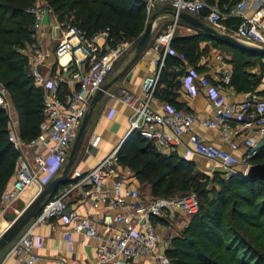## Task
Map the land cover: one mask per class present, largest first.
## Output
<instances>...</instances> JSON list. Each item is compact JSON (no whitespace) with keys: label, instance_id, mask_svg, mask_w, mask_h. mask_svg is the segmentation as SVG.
Here are the masks:
<instances>
[{"label":"built area","instance_id":"1","mask_svg":"<svg viewBox=\"0 0 264 264\" xmlns=\"http://www.w3.org/2000/svg\"><path fill=\"white\" fill-rule=\"evenodd\" d=\"M143 1L147 17L156 5L160 4L171 8L174 21L155 36L148 49L153 69L143 79L141 96L122 89L111 95L122 96L123 102L131 107L127 132H140L143 137L153 139L160 148H172L180 143L181 137L187 136V155L195 154L222 167L225 172L221 175L225 178L236 173V168L244 169L245 173L251 159L259 151L258 142H264V100L250 93L236 105L230 104L225 96L211 85L208 77L189 70L193 78L200 80L201 86L207 90V95L217 110L213 119H200L203 127L220 128L222 137L231 147L236 145L226 138V134L229 133L227 123L230 115H235L243 128L254 130V136L244 140L247 150L242 158H237L229 150L206 142L192 132L190 124L193 116L190 114L169 103H165L161 111L157 112L152 109L151 103L165 59L175 54L171 48V41L179 13L185 12L196 17L207 9L204 17L212 25H219L227 15H238L241 18L240 23L227 34L243 43L264 48V0H243L229 13L221 12L215 5L207 4L205 0ZM247 7L251 10L250 14L244 12ZM29 12L35 18L33 30L40 29L43 10L34 5ZM56 29L60 30V37L55 48V56L58 59L68 58L60 67L63 72H69V76L58 77L56 81L44 80L38 66L44 65L47 54L39 47L34 50L29 74L34 85L46 89L42 94L45 119L40 124L39 134L31 140L24 141L9 134V141L21 151V154L28 153L33 148L36 152L32 155L31 161L25 158L17 160L11 187L0 197L1 213L24 194L30 193V201L61 173V166L67 162L68 151L83 117L89 111L92 98L104 85L115 62L127 46L125 42L114 47L109 46L107 41L108 46L98 43L99 37L107 39L106 31L88 37L86 32L76 25L69 24L62 28L58 25ZM222 82L226 85L230 83V75L226 71L222 74ZM63 83L73 87V90L61 98L58 95V87ZM8 95V90L0 83V108L4 110L8 107ZM99 141L100 136L94 135L89 141L87 152L96 148ZM45 148L48 149L47 155L41 153ZM119 148L120 144L115 145L85 172L74 169L70 181L60 186L45 201L41 211L10 243L9 255L14 254L17 257L21 254L26 255L18 259V264H44L33 252L42 244V239L34 230L52 219H61L67 225L63 231V240L68 252L72 253L75 233L95 242L94 264H134L141 260L147 264H174L165 251L160 250L153 219L175 212L193 217L199 211L198 199L194 193L182 197L144 198L138 189L128 185L124 176L118 175L116 167L119 163L117 155ZM76 195L88 201L91 208L105 204L109 211L98 217L99 222L92 216L79 215L74 207H69V203L72 202L71 196ZM56 264L62 263L58 261Z\"/></svg>","mask_w":264,"mask_h":264},{"label":"trees","instance_id":"2","mask_svg":"<svg viewBox=\"0 0 264 264\" xmlns=\"http://www.w3.org/2000/svg\"><path fill=\"white\" fill-rule=\"evenodd\" d=\"M36 0H0V83L8 90L19 118V135L31 140L39 134L44 119L42 91L34 85L28 73V56L23 53L34 42V15L29 9ZM58 15H68L70 23L80 27L91 37L106 31L107 43L139 39L145 23L143 0H45ZM239 0H219L217 4ZM214 5L216 0H205ZM241 19L230 17L228 27L236 28ZM184 40L173 35L171 48L175 54L167 56L165 64L176 63L175 55H182L190 63L200 56L197 45L209 35ZM137 39V40H138ZM231 54L232 74L229 87L236 93L258 91L260 75L251 70L258 64L264 70V56L226 47ZM172 58V59H170ZM166 74L163 70L159 82ZM165 81V79H164ZM140 132H131L118 150L122 166L135 173L140 183L151 186L154 198H169V194L194 193L199 211L191 217L187 227L174 238L165 254L174 264H264V182L248 178L244 173H232L222 178L215 171L208 188V180L199 177L195 164L175 155L163 157L141 140ZM8 115L0 108V191L15 171L18 150L9 141ZM264 161V146L251 163ZM173 196V195H172Z\"/></svg>","mask_w":264,"mask_h":264},{"label":"crops","instance_id":"3","mask_svg":"<svg viewBox=\"0 0 264 264\" xmlns=\"http://www.w3.org/2000/svg\"><path fill=\"white\" fill-rule=\"evenodd\" d=\"M217 1L219 0H216V3L214 5L221 12L229 13L231 9H234L243 0H239L238 2L233 3L231 6L230 3H224L219 6L217 4ZM34 5L37 7L39 6L43 10V14L40 29L34 30L33 44L28 45L23 51V53L26 54L29 58L28 73L30 72V68L32 67L34 50L39 47L47 54L44 65L38 66V70L43 75L44 80L56 81L58 77L61 76L67 78L69 76V72H63L61 70L60 64L66 62L68 58L62 57L58 59L55 56V48L60 37V30H57L56 26L59 25L62 28L64 26L63 22H61L58 18L59 15L54 13L52 9L49 8L45 0H36ZM156 8H159L161 10L158 11V9L156 12H154ZM156 8L152 10L149 17L146 16L145 18L144 26L148 22V20H150L154 16V19L152 20L150 40L146 45L143 53L138 57V59L131 65V67L125 72L122 77H120L117 81L110 85V87L104 93L103 97L93 108L82 146L77 154L76 161L74 162L70 170L69 179H71V174L74 169L81 170L82 172L91 169V167L98 160L102 159L115 145L120 144L121 146V144L124 142L122 140L128 133V119L131 115L132 110L128 104L123 102L122 96L112 97L111 95L122 89L125 90V92L131 93L133 95H138V97L141 96V86L143 79L149 73V71L153 69V65L150 61L151 54L148 49L152 45L155 36L163 29H166L174 21L171 8L160 4H157ZM248 8L249 7H247L244 12L250 14L251 10H249ZM206 12L207 9L203 10L200 15L196 16V18L204 22L206 25L214 28L218 33L222 34L230 33L229 31L231 29H234L233 27H228L225 24V21L228 18L237 17L241 19L238 15H227L224 19L221 20L219 25H212L204 17ZM205 33L206 32H204L202 29L193 27L182 19L176 20V27L174 31V36L176 39L184 40L194 36H204ZM209 38L210 39L208 40H200V42L198 43L197 48L200 56L198 57L196 62L190 63V61L182 57V55L178 54L175 55V59H177L176 63H171L170 66L166 64L164 65L163 73L166 74V77L164 78L165 81L163 79V82L158 83L156 92L154 94V99L151 103V107L155 111L160 112L163 105L165 103H169L172 106L182 110L183 112L190 114L191 116H193V121L190 124L192 132L201 136L206 142L212 143L221 149L229 150L235 157L242 158L246 154L247 150V147L244 145V140L248 137L254 136L253 129L243 128L235 115H230L227 123L229 127V133L226 134V138H228L236 145L235 147H231L228 141H225V139L222 137L220 128L203 127L199 122L200 119L203 118L213 119L217 113V110L213 107L210 97H208L207 95V90H205L201 86L200 80L198 78H193L190 75L189 70L196 71L198 75H204L208 77L211 85L215 87L217 92L224 95L226 101L230 104L236 105L251 93H236L231 87H229L230 83L226 85L222 82V74L225 71L229 73L231 78L232 66L229 63L231 54L226 50L227 45L215 41L210 35ZM97 41L100 44L106 45V40L102 37H99ZM125 55L126 53H123L115 62L111 73L108 75L104 82V85L110 82L109 80L112 77L115 68L119 65V63H121L122 58ZM262 62L264 64V58L262 59ZM128 63L129 60L124 63L123 68ZM260 69L261 66L258 64L251 70L252 73H255L258 76L260 75L261 83L257 88L258 91L264 89V70H262L261 72ZM36 87H38L42 91V94L46 90L43 86ZM58 89V95L62 98L66 94H69L73 90V87L69 86L67 83H63L59 85ZM253 93L257 97H259V99L264 100V97L256 94V91H254ZM5 111L8 115L9 134L13 135L17 139H21L19 135L18 113L16 107L12 102L10 94L8 95V107ZM94 135L100 136V141L96 148L92 149L91 152H87L89 141ZM140 138L142 141H144L145 144L151 146L156 153L161 154L163 157L175 155L176 157L186 162H193L195 164V172L197 173L198 171H200L206 174V169H211V172L215 173V171H218L219 175L222 176L221 174L225 172L222 167L203 157L197 156L192 153L187 155V136L181 137L180 143L172 148H160L153 139H149L143 136H140ZM263 146L264 142L261 143L259 141L258 149ZM70 149L68 151V155ZM34 152H36L34 148L25 154H21V151H18L16 162L19 158H25V160L31 161ZM41 153L43 155H47L48 149H43ZM116 169L118 175L124 176L128 185L130 187L138 189L144 198L153 197L152 193L147 194L142 190V188L144 187L146 190H148L149 187L151 189V186L145 182L140 183L133 171L125 166H122L120 163H118ZM15 172L16 164L14 174L5 184L2 192L0 193V197L11 187V184L15 177ZM236 172L243 173L244 169L236 168ZM30 196L31 195L26 198L20 197L9 208L5 209L3 213H1L0 211V216L2 217L8 215L12 206L15 204H18L22 207L21 209H23L26 203L31 198ZM71 200L72 202L69 203L70 208L74 207L79 215L92 216L94 219H97V222L100 221L98 217H101L102 214H105L109 211L108 207L105 204H99L97 208H91L88 204V201L82 200L79 195H76V197L71 196ZM175 213H167L162 218L153 219V222L156 226V232L158 234L161 252L166 251L168 248H170L172 240L179 237L178 234L176 235L172 230L170 235L168 233L171 219L173 218ZM189 219H191V217H189ZM188 223L189 221L185 226H183L182 230L187 227ZM6 226H0V231H3ZM66 228L67 225L64 224L61 219H52L48 223L36 228L34 232L42 239V244L40 248L34 249L33 252L41 258L44 264H56L58 261H60L62 264H94L95 242L93 240L83 238L82 235L75 233L73 235L72 253L68 252L66 249V243L63 240V231ZM10 248L11 244L9 243L0 250V264H18V259L26 256L25 254H21L18 257L14 254L9 255ZM134 264H147V262L141 260L136 261Z\"/></svg>","mask_w":264,"mask_h":264},{"label":"water","instance_id":"4","mask_svg":"<svg viewBox=\"0 0 264 264\" xmlns=\"http://www.w3.org/2000/svg\"><path fill=\"white\" fill-rule=\"evenodd\" d=\"M172 14L174 15V13ZM177 18L184 20L186 23L192 25L193 27L202 29L215 41L223 43L229 47L235 48L242 52L264 56V48L243 43L227 33H218L214 28L206 25L204 22L200 21L193 15L181 12L177 15ZM153 19L154 16L145 24L144 29L135 45L134 55L129 61V63L108 84L103 85L101 89L97 91V93L92 98L89 111L82 119L75 140L71 145L67 162L63 167L61 173L55 176L38 195L32 198L27 203V205L19 212V214H17V216L1 232L0 250L9 243H11L19 235V233L30 222V220L41 211L45 201L50 198L60 186L70 181L69 173L74 162L76 161L77 154L82 146L84 136L86 134L87 125L89 123L93 108L103 97L104 93L107 91L110 85H112L115 81L122 77L125 72L131 67V65L143 53L144 49L146 48V45L150 40ZM128 134L129 133L125 135L122 141L126 139ZM245 176L248 178L258 179L264 182V161L260 163H251L248 169L245 171Z\"/></svg>","mask_w":264,"mask_h":264},{"label":"rangeland","instance_id":"5","mask_svg":"<svg viewBox=\"0 0 264 264\" xmlns=\"http://www.w3.org/2000/svg\"><path fill=\"white\" fill-rule=\"evenodd\" d=\"M159 8H156L155 10H154V12H156L157 10H158ZM161 9H159L158 11H160ZM59 19H60V21L61 22H63V25L64 26H66V25H69V24H71L70 23V19H69V17H68V15H63V14H61V15H59V17H58ZM149 21V20H148ZM162 29H163V27H162ZM163 30H165V29H163ZM162 30V31H163ZM138 39V38H137ZM137 39H130L129 41H125V43L127 44V46H126V49H125V52L124 53H126V55L122 58V61H121V63H119V65L115 68V71L113 72V74H112V77L110 78V80L109 81H111L122 69H123V66H124V63H126L128 60L130 61L131 60V58L133 57V55H134V49H135V45H136V43H137ZM122 86V85H121ZM120 86V87H121ZM95 116V115H94ZM65 166V164L64 165H62L61 166V168L63 169V167ZM207 171L205 172L206 174H204L203 172H200V171H198V173H199V177H205V178H207V180H208V184H207V187L208 188H212V187H216L215 185H214V183H213V181H212V178H213V174H214V172H211V169H206ZM221 177H223V176H221ZM3 190V189H2ZM2 190L0 191V193L2 192ZM142 190L144 191V192H146L147 194H151V189H150V187H149V189L148 190H146L145 189V187L144 188H142ZM171 197H182L181 195H183L182 193H180V192H178L177 194H169ZM173 195V196H172ZM186 195H188V194H186ZM22 198H26V195L24 194L23 196H22ZM22 207L21 206H19L18 204H15V205H13L12 206V208H11V210H10V212L8 213V215H6V216H0V226L1 227H3V226H6V225H8L9 224V222H11L16 216H17V214H19V212H20V210H22L21 209ZM19 211V212H18ZM190 219H189V217L188 216H184V215H182L181 213H175V215L173 216V218L171 219V222H170V226H169V230H168V233H169V235L171 234V230L172 231H174V233L177 235L178 234V236H180L181 235V233H182V228H183V226H185L186 225V223L189 221ZM5 229V228H4ZM3 229V230H4ZM2 231V230H1ZM0 231V232H1ZM163 252V251H162Z\"/></svg>","mask_w":264,"mask_h":264},{"label":"bare ground","instance_id":"6","mask_svg":"<svg viewBox=\"0 0 264 264\" xmlns=\"http://www.w3.org/2000/svg\"><path fill=\"white\" fill-rule=\"evenodd\" d=\"M63 60V59H62ZM30 195V193L26 194V197H28ZM31 197V196H30ZM21 201V200H20ZM19 202V201H18ZM27 202V201H26ZM19 212V211H18Z\"/></svg>","mask_w":264,"mask_h":264}]
</instances>
